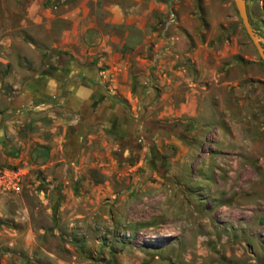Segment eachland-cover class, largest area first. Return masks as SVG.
Here are the masks:
<instances>
[{
    "label": "rangeland",
    "instance_id": "obj_1",
    "mask_svg": "<svg viewBox=\"0 0 264 264\" xmlns=\"http://www.w3.org/2000/svg\"><path fill=\"white\" fill-rule=\"evenodd\" d=\"M0 264H264V64L232 0H0Z\"/></svg>",
    "mask_w": 264,
    "mask_h": 264
},
{
    "label": "crops",
    "instance_id": "obj_2",
    "mask_svg": "<svg viewBox=\"0 0 264 264\" xmlns=\"http://www.w3.org/2000/svg\"><path fill=\"white\" fill-rule=\"evenodd\" d=\"M175 42H177V41L175 40ZM180 46H181V44H180ZM169 49H175V50H172V54L174 56H178V54L180 53L178 43L174 44L172 42L171 47H169ZM118 56L119 55H117L115 60L110 58L107 61L111 65L110 67H112V68L118 67V69L120 68L119 66L122 65V60L121 59L119 60ZM155 56H159V55L155 54ZM155 56H154V61L158 62V60L155 59ZM139 59H141V58H139ZM173 64H174L173 62L170 64V72H165V73L157 75L159 77L160 84L164 88H170L171 87L172 89H175V88H178L181 86L184 87L186 85L190 88L191 85H193V84L191 82V79L188 77V75L184 73L185 70H183L182 68H179V67L175 68V67H173ZM122 66H124V65H122ZM155 72L160 73V72H163V70H161V68H157ZM49 78L51 80H53L54 85H55V82L59 83V81H57V78H55V76H53V78L52 77H49ZM210 78H212V77H210ZM210 78H209V80L211 81ZM154 80H156V77H155V79H152V77H151V80L147 81V84L153 82ZM116 84H118L116 81L112 82L113 86H115ZM97 86L98 85H90L89 84V88H93V90H98ZM186 95H189V100H187L189 102V104H188L187 108H185V109H183V111H181V112H184L185 115H187L189 117H197L199 119H204V118H209V117H211L210 115L215 114L216 111L213 107L214 105L211 102V100H209L207 98V96L205 99H203V102H201V100L197 101V99L194 96L190 97V94H188V92H186ZM197 103H200V105H198V108H197Z\"/></svg>",
    "mask_w": 264,
    "mask_h": 264
},
{
    "label": "water",
    "instance_id": "obj_3",
    "mask_svg": "<svg viewBox=\"0 0 264 264\" xmlns=\"http://www.w3.org/2000/svg\"><path fill=\"white\" fill-rule=\"evenodd\" d=\"M232 1L245 33L253 43L261 61L264 64V36L258 34V32L250 25L244 0Z\"/></svg>",
    "mask_w": 264,
    "mask_h": 264
}]
</instances>
